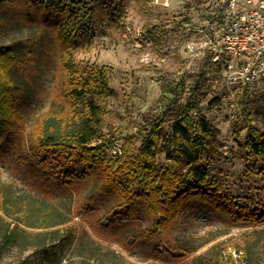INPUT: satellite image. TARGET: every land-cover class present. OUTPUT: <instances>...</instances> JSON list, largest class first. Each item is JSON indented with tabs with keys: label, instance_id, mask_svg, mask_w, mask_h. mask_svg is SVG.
Instances as JSON below:
<instances>
[{
	"label": "rangeland",
	"instance_id": "374dc122",
	"mask_svg": "<svg viewBox=\"0 0 264 264\" xmlns=\"http://www.w3.org/2000/svg\"><path fill=\"white\" fill-rule=\"evenodd\" d=\"M205 4L57 0V8L69 10L65 16L36 0H0V61L4 52L13 55L0 77L12 80L14 108L0 131V183L20 201L9 214L0 198V243L14 232L0 264H233L224 254L229 248L242 250L246 264H264V157L248 156L244 146L250 127L264 134V83L225 84L198 31ZM67 50L83 77L103 67L115 90L98 99L102 120L92 142L108 159L137 153L147 118H161L169 132L187 105L196 120L211 123L213 145L201 158L209 175L192 190L208 199L182 204L160 225L164 215L141 198L128 208L84 164L60 166L49 147L37 146L36 129L68 79ZM114 141L121 145L116 155L109 149ZM165 154L155 155L160 167L171 163ZM189 167L178 157L176 168ZM133 189L141 191L135 183ZM230 201L233 213L246 209L254 219L236 220L216 206Z\"/></svg>",
	"mask_w": 264,
	"mask_h": 264
},
{
	"label": "trees",
	"instance_id": "16d2710c",
	"mask_svg": "<svg viewBox=\"0 0 264 264\" xmlns=\"http://www.w3.org/2000/svg\"><path fill=\"white\" fill-rule=\"evenodd\" d=\"M45 7H55L56 11L65 16L69 10L57 8V0H36ZM72 29H75L72 27ZM65 38V36H64ZM0 61V68L8 69L12 63V53L4 52ZM70 52H66L63 67L68 73L65 88L56 96L52 103V110L40 122L35 134L37 146L49 147L60 166H67L79 161L84 164L89 173L96 174L111 186L128 208L133 207L138 199L153 212L161 213L164 219L160 225H165L172 214H176L180 206L194 199H208L199 191L193 193L195 182L206 183L209 175L208 167L201 161L203 154L213 145L214 128L205 118L195 119L190 108L184 106V116L174 120L169 132L161 127V118H147L143 128L146 130L137 153L126 159H108L101 145H92L98 137L101 125V106L98 99L107 98L115 94L109 86L108 76L104 68L92 66L88 74L83 77L81 72L69 63ZM11 79L0 77V131L10 121L11 107ZM112 141V140H111ZM110 142V141H109ZM108 144V143H107ZM244 146L248 156L264 157V134L250 127L246 135ZM165 150V159L171 163L159 166L155 155ZM178 157H184L189 169L183 173L176 168ZM264 178V170L261 171ZM125 177L124 184L121 178ZM133 183L141 188L140 193L133 189ZM186 187L179 194L178 189ZM0 198L2 209L9 213L14 209L18 198H12L7 187L0 183ZM24 212L29 213L26 202H22ZM226 213L232 215L235 206L230 201L225 206L216 205ZM10 214V213H9ZM236 220L252 221L254 212L241 209L233 213ZM13 230L6 231L2 236L0 249L13 241Z\"/></svg>",
	"mask_w": 264,
	"mask_h": 264
},
{
	"label": "built area",
	"instance_id": "2783aa9c",
	"mask_svg": "<svg viewBox=\"0 0 264 264\" xmlns=\"http://www.w3.org/2000/svg\"><path fill=\"white\" fill-rule=\"evenodd\" d=\"M206 1L198 31L208 60L221 71L226 85L264 83V0ZM112 154L121 145H109ZM233 264H246L242 250L224 251Z\"/></svg>",
	"mask_w": 264,
	"mask_h": 264
}]
</instances>
